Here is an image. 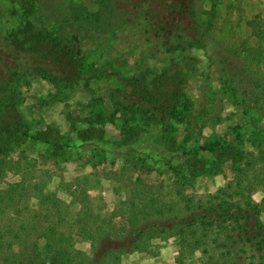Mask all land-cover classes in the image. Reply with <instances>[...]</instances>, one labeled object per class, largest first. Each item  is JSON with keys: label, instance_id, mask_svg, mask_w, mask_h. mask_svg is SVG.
I'll return each instance as SVG.
<instances>
[{"label": "rangeland", "instance_id": "obj_1", "mask_svg": "<svg viewBox=\"0 0 264 264\" xmlns=\"http://www.w3.org/2000/svg\"><path fill=\"white\" fill-rule=\"evenodd\" d=\"M26 26L28 37L52 31L72 44L78 80L71 76L57 86L48 76H64L54 68L49 75L32 70L40 62L27 63L26 77H18L17 54L2 38L10 33L27 45L24 34L15 35ZM176 67L185 72L177 81L179 108L188 107L183 118L152 125L115 110L110 93L119 81ZM235 68L245 76L242 82L235 78L236 86L226 79ZM263 75L264 0H0V80L16 87L29 134L16 142L13 166L0 175V184L43 186V196L58 200L61 229L79 211L74 193L84 192L90 212L112 229L125 228L123 242L133 236L126 218L182 205L229 183L242 192L251 183L252 199L261 202L264 187L249 164L264 151V91L255 84ZM37 190H26V219L52 210ZM258 220L264 226V210ZM71 241L90 252L88 239L74 235ZM178 259L177 238L170 236L150 240L147 251L124 254L117 264ZM198 259L193 252L184 263Z\"/></svg>", "mask_w": 264, "mask_h": 264}, {"label": "trees", "instance_id": "obj_2", "mask_svg": "<svg viewBox=\"0 0 264 264\" xmlns=\"http://www.w3.org/2000/svg\"><path fill=\"white\" fill-rule=\"evenodd\" d=\"M24 28L15 35L24 34L27 45L10 33L2 38L11 42V53L17 54L13 63L18 77H26L27 63L40 62L32 70L49 75L48 68H54L64 76L60 80H56L55 75L48 76L57 86H65L75 77L79 79V58L69 41L54 35L56 32L45 35V30L28 37L31 27ZM23 54L34 55L35 59L24 58ZM22 57L27 58L26 61ZM41 62L46 67H40ZM169 70L153 72L149 78L139 73L119 81L110 93L115 110L137 114L144 123L152 125L166 126L183 118L188 107L184 103L179 108L180 83L177 81L182 80L185 72L181 73L177 67ZM229 74L226 79L234 86L235 78L241 82L245 78L237 69ZM255 79L256 86L264 91V75ZM3 83L0 80V175L8 166H13L10 155L16 142L29 138L16 105V87H6ZM216 144L217 141L208 143L207 148L213 150ZM249 166L264 187L263 150L252 156ZM24 182L0 184V264H117V259L124 254L147 251L150 240L170 236L177 238L179 264H185L184 258L193 252L199 253L196 264H264V226L258 220L259 213L264 210V197L261 202L252 199L251 183L245 192L229 183L214 192L187 199L182 205L163 210L156 208L126 218V223L133 227V236L130 241L123 242L120 239L125 228L112 229L105 218L90 212L86 193H74L79 211L67 227L61 229L58 221L64 216L57 208L58 200L50 194L43 196V186L24 185ZM33 187L38 189L36 196L40 201L51 204L52 210L29 213L26 219L24 210L29 200L25 193ZM74 235L90 241V254L76 249L71 241Z\"/></svg>", "mask_w": 264, "mask_h": 264}]
</instances>
